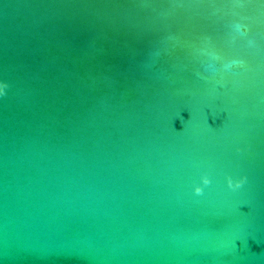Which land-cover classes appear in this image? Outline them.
<instances>
[{"label":"water","instance_id":"95a60500","mask_svg":"<svg viewBox=\"0 0 264 264\" xmlns=\"http://www.w3.org/2000/svg\"><path fill=\"white\" fill-rule=\"evenodd\" d=\"M0 264H264V0H0Z\"/></svg>","mask_w":264,"mask_h":264},{"label":"clouds","instance_id":"9594fccd","mask_svg":"<svg viewBox=\"0 0 264 264\" xmlns=\"http://www.w3.org/2000/svg\"><path fill=\"white\" fill-rule=\"evenodd\" d=\"M226 185L228 189L235 190L241 187L244 183V178L233 180L231 177H226ZM210 181L207 176H201L200 184L194 185L192 191L195 195L199 196L203 193V186L209 185Z\"/></svg>","mask_w":264,"mask_h":264}]
</instances>
